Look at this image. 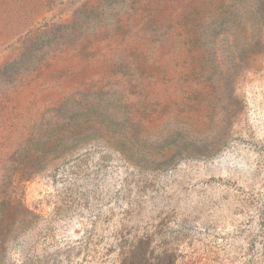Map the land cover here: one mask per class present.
<instances>
[{"label":"rangeland","instance_id":"rangeland-1","mask_svg":"<svg viewBox=\"0 0 264 264\" xmlns=\"http://www.w3.org/2000/svg\"><path fill=\"white\" fill-rule=\"evenodd\" d=\"M0 264H264V0H0Z\"/></svg>","mask_w":264,"mask_h":264}]
</instances>
